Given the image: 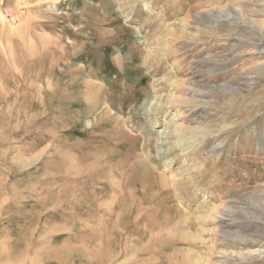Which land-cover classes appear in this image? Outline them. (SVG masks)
Masks as SVG:
<instances>
[{"label":"rangeland","instance_id":"374dc122","mask_svg":"<svg viewBox=\"0 0 264 264\" xmlns=\"http://www.w3.org/2000/svg\"><path fill=\"white\" fill-rule=\"evenodd\" d=\"M262 47L264 0H0V264H264L215 212L264 191Z\"/></svg>","mask_w":264,"mask_h":264},{"label":"bare ground","instance_id":"6f19581e","mask_svg":"<svg viewBox=\"0 0 264 264\" xmlns=\"http://www.w3.org/2000/svg\"><path fill=\"white\" fill-rule=\"evenodd\" d=\"M234 10H230V12H227V11H217V14L216 15H220V16H223L224 20L226 21H230L229 23H234L232 22V16L234 14ZM219 16V18H220ZM208 18V17H207ZM211 19V18H210ZM221 21H219L220 23ZM215 24H218V20H215ZM221 24V23H220ZM223 24V23H222ZM235 24V23H234ZM262 52H264V47H262L260 49ZM257 72L258 73H261V72H264V66L261 67V68H256ZM170 82V81H169ZM50 83V82H49ZM48 83V84H49ZM182 83L186 86H198L195 82H193L191 79L189 80H186V81H182ZM182 84V85H183ZM73 87V86H72ZM89 86H85L84 88V91L86 92L88 89ZM81 88V87H80ZM93 88V87H92ZM70 89V88H69ZM228 89L231 90V88L228 87ZM68 90V88H67ZM75 98V97H74ZM179 98V97H178ZM102 99V98H101ZM149 102H152L151 100H149ZM90 103V102H89ZM149 104V103H148ZM151 104V103H150ZM146 105V103H145ZM148 106V105H147ZM178 112V116L181 115L180 111H177ZM180 126V125H179ZM185 128V127H184ZM187 129V128H186ZM167 134L165 133V131H163L162 133H160V138L163 137V136H166ZM163 140V139H162ZM245 201L242 202V204L244 205L243 207H238L235 208V210H233L230 206H228L227 204H221L220 207H216L215 208V212L217 213L216 215H218L217 217V220L218 221V228H217V235L219 237H226L225 235H230V236H233L235 238H238L239 239V242L240 243H246V239L245 237L239 235L238 233H232L230 230H228V225L225 224L224 220L225 219H231L234 221V222H237L236 219H239V215L240 216H244V219L246 222H251L254 221V220H259V221H264V191L261 193V194H255L249 198L246 197V199H244ZM246 202V203H245ZM209 215V214H208ZM236 218V219H235ZM199 219V218H198ZM240 222V221H239ZM238 223H235V224H239ZM244 223V222H243ZM233 224L229 225V226H232ZM248 226V225H246ZM255 226V225H254ZM259 226V225H257ZM249 227V226H248ZM264 228V226L262 227ZM238 242V243H239ZM215 247V246H214ZM202 263V262H201ZM208 264H215V263H208Z\"/></svg>","mask_w":264,"mask_h":264}]
</instances>
